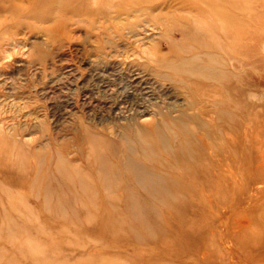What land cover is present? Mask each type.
I'll return each mask as SVG.
<instances>
[{
	"label": "rangeland",
	"instance_id": "374dc122",
	"mask_svg": "<svg viewBox=\"0 0 264 264\" xmlns=\"http://www.w3.org/2000/svg\"><path fill=\"white\" fill-rule=\"evenodd\" d=\"M148 1L154 17L168 11L165 0ZM232 1L243 11L238 14L252 38L241 60L219 51L213 59L231 83L233 98L244 102L251 163L246 169L232 168V176L229 170L220 186L204 187L175 177L174 156L181 150L197 157L201 138L212 141L216 136L208 119L227 106L215 96L201 104L208 103L209 117H192L200 111L199 103L192 110L177 97L156 91L161 81H169L144 52L158 47L167 55L165 42L185 41L183 33L162 35L151 29L146 23L150 12L142 19L123 16L104 35L96 29L93 13L70 12L74 5H86L84 0H40L35 12L28 11L25 0H0V150L5 154L0 153V164L1 159L6 162L0 165V264H264V244L246 243L247 235L257 238L252 237L255 232L264 237V0ZM95 7L89 6L90 12ZM139 71H149L150 85L156 88L150 96L133 99V78ZM168 112H182L194 133L140 132L148 117L159 118L162 126L160 119ZM156 144L171 153L169 160L157 158ZM94 148L113 157L110 166L122 167L117 170L122 182L115 177L118 189L108 186L103 192L100 182L110 181V171L101 172L98 164L89 169ZM71 168L74 178L68 185L64 176ZM18 195H25L24 208L45 231L37 228L30 212L11 208L10 196ZM103 213L115 230L108 239L99 223ZM8 220L31 241L9 263L1 257L12 248L2 231ZM166 250L177 252L178 258Z\"/></svg>",
	"mask_w": 264,
	"mask_h": 264
},
{
	"label": "bare ground",
	"instance_id": "6f19581e",
	"mask_svg": "<svg viewBox=\"0 0 264 264\" xmlns=\"http://www.w3.org/2000/svg\"><path fill=\"white\" fill-rule=\"evenodd\" d=\"M25 1L29 4V5H27L28 6L27 9L29 12H35L36 10H38V7H37L38 4L37 3L40 2V0H25ZM84 1L86 2V5H82V6H80L79 4L74 5L70 12H72L74 14H78V15H79V13L83 14L85 12L93 13V17L95 18L94 24H96V22H97L96 26L95 25L94 26L96 27V29L100 30L103 34L108 29L110 30L111 28H113L112 26L114 25V23L116 24L119 21V19L122 18L123 16H125V17H136V18L141 17V19H142V16L147 17V15H149L151 12V11L147 10L148 9L147 8V4H148L147 2H149L148 0H92V2H93L92 5L90 4L91 2H89L90 0H84ZM13 2H15V1H13ZM165 2H168V5H167L168 11L164 14L161 13V15L154 14L155 17L152 15L153 14L152 13L153 11H152L151 12L152 16L147 18L148 20L146 19L147 20L146 23H148V25H149V27H151V29L158 30V33L160 32V33H162V35H166V32L167 31L169 32V30H171L170 32L175 30V31H178L179 33H183V35L186 37H185V41H182V42L166 41L165 43H166V48H167V55L161 54L162 52H160L158 47L157 48L153 47L151 49H148V51L147 50L144 51L146 54H148L147 56H149L148 58L147 57L146 58L147 59L150 58L153 61L152 63H155L158 67H160L163 70V74L160 72L161 77H162V75H164L166 78L165 80L169 81V82H165V81L162 82L161 81L162 83L160 82L156 91L158 90L164 96H175V97H177V99L181 102V104H186L188 106V108H192V110L199 103V106H200L199 110L200 111H198L197 113H200V114L199 115L197 113H195L196 115L192 114V117H196V116L200 117L201 115L208 114V112L211 114V111L207 110L208 107L206 108V104H208V103H206L205 106L201 105V104L205 100H206L205 102H208V100L210 102V100L213 99L215 96H219L221 98V100L227 106V109L226 110L224 109V111L217 109L218 112H217L216 117H214L212 115L214 118H212V116H210L212 118V120L208 119V122L211 121V128H212L211 133L216 134V136L212 141L205 139L206 137L201 138L202 151L198 150V149L196 150V156L197 157L191 159L190 156H188V154L182 152L181 150H180V152L178 151V153L174 156L175 164L177 165V167L173 166L174 169H177V176H175V175L174 176L177 177L178 179L186 180V181H188V183H198L199 185L204 186V187L205 186L213 187L216 185L220 186V183L226 179V176H227L229 170H230L231 176H232V171H231L232 168L235 167V168L246 169V168H248L249 164L251 163V160H250V156H248V153L246 150L247 149L246 148V142L244 140L245 134H248L247 133L248 127H247V125H244L246 120H248L246 112H245L244 102H242V101L240 102L239 100L233 98V96L231 95V92H232V86L230 85L231 83H229V80L226 79V76L224 74H221L222 72H220L216 69L213 58L216 55L217 51H219L221 53L226 54L231 59L238 60V58H239L241 60L242 58L245 57V48H246L248 40L250 38H252V36H250V30L247 29L246 23L244 22V19H242L238 14V13H240L239 11H241L242 13H243V11L240 10L239 8L237 9L232 0H165ZM149 3H152V2H149ZM16 4L14 3V6ZM163 4L164 3L162 2L161 5H163ZM164 5H166V4H164ZM89 6H92V7L96 6L95 10L90 12V10H92L93 8H89ZM104 6L106 7V10H104L102 8ZM16 7L17 6H15V8ZM23 7H25V6H23ZM151 7H153V6H151ZM172 8H173V10H169ZM22 9L23 8H20V10H22ZM120 21H122V20H120ZM143 22H145V19H143ZM95 27H93V28H95ZM114 31H116V30H114ZM118 31H119V29H118ZM106 33L108 34L109 32L107 31ZM175 34H178V33H175ZM154 43L156 44V41L155 42L153 41L152 45H154ZM150 47H152V46L150 45ZM143 57H144V55H143ZM151 60H150V62H151ZM148 70L151 71L150 68H148ZM154 70H156V69L154 68ZM149 71H148V73H149ZM139 72H141V71H139ZM151 72H153V71H151ZM154 72H156V71H154ZM148 73L147 72L146 73L141 72V73H136L135 77L133 76L135 83L132 85H134L136 87L135 90L133 89L134 88L133 87L132 89L134 91L132 93H130V95H133L132 96L133 99H134V97H135V99H138V97H140V98L144 97V96L146 97V95L150 96L154 93V90L156 87H154L155 85H153V87H154L153 88L150 85L152 83V81H150L151 76L149 75L150 73L149 74ZM160 73L158 74L159 77H160ZM156 75L157 74H155V76ZM176 91H177V93H176ZM149 96H147V98ZM147 98H146V100H147ZM143 99H145V98H143ZM152 100H153V98H152ZM152 100H150L151 103H152ZM154 100L157 101V99H154ZM140 101H141V99H140ZM120 102H122V101H120ZM147 102H148V100H147ZM217 102H219V100ZM123 103H121V104H123ZM133 103H135V102H133ZM217 104H219V103H217ZM140 105H141V103H140ZM148 107L149 106H147V108ZM136 108H137V106H136ZM150 112H152V111H150ZM156 112L158 115L159 111H156ZM143 113L145 114V112H142V114ZM159 114H160V112H159ZM182 115H183L182 112H180V114H177V115L174 113L172 115L170 112L162 115V117L160 119V120H163L162 126L159 123V118L148 117V119H146L144 121L145 125L143 127L145 128V130H142L140 132H146V134H164V133L165 134H186V133L187 134H193L194 131L188 127V125H187L188 123H186V121L184 120V117H182ZM140 117H141V115H140ZM172 117H175V118L172 119ZM206 117H209V116L206 115ZM237 123L239 124V126L236 128ZM163 129H164V131H163ZM199 134H209V133H206V132L202 133L201 132ZM222 134L224 135L223 137H222ZM218 139H219V141H218ZM92 140L96 144L102 143L101 140L99 141V140L93 139V138H92ZM97 148L99 149L100 147L97 146ZM94 149L91 150V153H92L91 158H89V160H88L89 161V164H88L89 169H92V167H93L92 165L98 164L97 165L99 167L98 170H100L101 172H104L106 169H108L107 171H110L109 172L110 181L106 183L105 181L102 180V182H100V184H102L101 185V187L103 189L102 191L105 192V189L108 186L114 187L117 185L116 187L118 189L120 187L119 186L120 182L117 179H115V177L120 179L119 175L117 174V170L122 169V167L120 168V166H119L118 169H116V166L115 167L110 166L109 161L111 159H113V157H110V155H109V157L106 158L105 156H103V154H101L102 152L96 151V149L95 150ZM154 149L156 150L157 158L162 157L166 160H169V158H171V153H169V151H167V149L165 147L162 148L156 144ZM0 153H3L2 155L5 156L4 152H2V150H0ZM113 154H115V152ZM116 159H114V160L116 161ZM1 160L3 162H1L0 165L5 166L6 162H4L3 159H1ZM114 165H115V163H114ZM107 166H110L111 169H109L110 167L108 168ZM124 167H125V165H124ZM125 168H127V166ZM173 168H171V169L173 170ZM121 172H122V170H121ZM130 173H131V171L127 174V178L130 181H132ZM77 175H78L77 178L79 179L80 178L79 173ZM131 175H133V174H131ZM64 177H65L66 183L69 185L70 182H72V180H73L71 178H74L72 168H71V170H69V172H66V176H64ZM80 181H81V179H80ZM121 182H122V180H121ZM225 186H226V184H225ZM80 187H81V185H80ZM217 189H216V191H217ZM81 190H83V189H81ZM232 190L233 189H231L229 192H231ZM18 193H20V192H18ZM72 193H70V194H72ZM84 193H85V191H84ZM115 193H113V194L114 195H120V193L117 191ZM77 195H75V196H77ZM11 196H10L11 200L8 198L10 205H11V208L13 210L25 212V210H26L24 208L25 207V195H18L15 198H12ZM75 196L73 195V197H75ZM258 199H260V198H258ZM26 211L30 212L29 210H26ZM32 213L33 212H30L28 216L34 217L35 223H38L37 228H39L40 231H42V232L45 231V226L40 225L39 222H37L36 216H34ZM9 218L10 217H8L7 219H9ZM260 218H263V216L259 217V219ZM52 222H54V221H52ZM107 222L108 221H106L105 214H104V216L102 215L101 222H99V223H100V227H101L102 232H103L102 235L104 234V236H103L104 238L102 237L103 239H108L107 236H115V232H114L115 230H111L109 227H111L112 225L108 226ZM262 224H264V223L262 222ZM5 226H6V228L3 227L4 229L2 231H4L5 239L7 242H9L12 245L11 246L12 248H11V252L9 254L6 255V254L2 253L1 257H2V259H4L6 262L9 263L10 261H13V259L16 258V256L18 254H24L23 253L24 252V245L26 244L29 246L31 244V241L29 240L28 235L25 232H21L20 227H17L16 225H14L11 222V220L10 221L8 220L6 222ZM249 227H247V228H249ZM247 228H246V230H247ZM262 229H260L261 235H262V231H261ZM64 230L65 229H63V231ZM243 230H245V229H243ZM243 230H241V231L244 232ZM257 231H259V230H257ZM263 231H264V229H263ZM250 232H252L251 228H250ZM250 232L248 231L247 234H249ZM17 233H21L20 234L21 238H17L18 237ZM235 233L236 232H234V234ZM78 234H80V236H81L82 233H78ZM252 234L254 235V232H252ZM255 234H256V236L251 235L254 238L257 237L256 239H253V241L250 239V236H248V235H247V239H246L247 242L244 240L246 243H248L247 244L248 246L250 245L249 241L251 243H255V245L252 244L253 247L256 246L257 244L258 245L264 244V237L258 236L259 234L256 232H255ZM116 236H117V234H116ZM197 238L198 237L195 236V237L191 238V241L194 242V241H196ZM33 239H35V238H33ZM51 239H52V237H51ZM42 240L43 239L39 240V241H41L40 243H42ZM168 240H170V238ZM35 241L36 240H34V242ZM240 242L242 243V241H240ZM246 243H245V245H246ZM201 244H203V243L201 242ZM37 245H39V244H37ZM54 245H56V244H53V246ZM115 245H117V243ZM166 245H167V243L163 244L164 247H167ZM38 248L40 249L41 246H39ZM38 248H36V249H38ZM49 249H50V247H49ZM44 250H45V248H44ZM46 250H48V249H46ZM166 251L170 256H173L176 259L178 258L177 252H170L169 250H166ZM144 252H145L144 249H138L139 254H143ZM243 254H245V253H243ZM259 259H261V258H259ZM258 261L259 262H257V263H260V260H258ZM140 263L137 262V264H140Z\"/></svg>",
	"mask_w": 264,
	"mask_h": 264
}]
</instances>
